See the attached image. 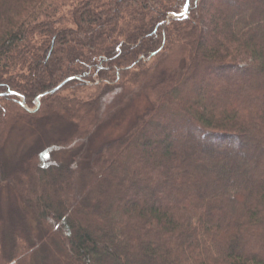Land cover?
<instances>
[{"label":"trees","instance_id":"obj_1","mask_svg":"<svg viewBox=\"0 0 264 264\" xmlns=\"http://www.w3.org/2000/svg\"><path fill=\"white\" fill-rule=\"evenodd\" d=\"M210 1L0 0V194L26 212L0 216V264H264V0ZM22 115L71 124L68 162L6 168Z\"/></svg>","mask_w":264,"mask_h":264},{"label":"rangeland","instance_id":"obj_2","mask_svg":"<svg viewBox=\"0 0 264 264\" xmlns=\"http://www.w3.org/2000/svg\"><path fill=\"white\" fill-rule=\"evenodd\" d=\"M218 9L219 6L216 2L211 0L204 8V14L215 16ZM206 40L210 41V44H213V35L207 34ZM21 100L23 101V98H21ZM222 102H224V99ZM147 107L148 100L144 96H141L133 101L126 109L120 110L119 114L116 115L115 119L110 124L103 126L97 134H95L92 138L93 145H95V147H100L104 142L122 136L135 118L144 114ZM26 108H28L31 113L36 109L29 108L27 104ZM29 124L30 120L28 115H22L19 122L8 134V139L4 148V161L6 168L10 171L27 168L26 157L31 151L38 152L39 155L43 154L44 160L47 163L55 162L58 164H65L68 162L70 156L77 150L76 139L72 133L73 129L68 121L62 118H53L41 128H33ZM55 142L59 143L55 144ZM2 185V194H0V216L3 217L5 223L8 225L13 212L18 210L24 215H26V212L24 205L19 200L18 194L5 184ZM25 219V222L29 223L30 229L35 227L36 220H34L32 213L27 214V218ZM35 229H33V231H36ZM56 263L57 260L51 264Z\"/></svg>","mask_w":264,"mask_h":264},{"label":"water","instance_id":"obj_3","mask_svg":"<svg viewBox=\"0 0 264 264\" xmlns=\"http://www.w3.org/2000/svg\"><path fill=\"white\" fill-rule=\"evenodd\" d=\"M186 11H187V8H186L185 12H186ZM185 12H184V13H185ZM180 16H181V15H180ZM180 16H175L174 18L176 19V18H178V17H180ZM65 83H66V82H65ZM65 83L59 85L57 88H55V89H53V90H51V91H49V92L43 94V95L38 99L37 103L39 104V101H40L41 98L46 97V96H48V95H52V94L56 93L57 91H59ZM38 104H37V105H38ZM21 105H22V107H24L26 110H28V108H26V103H25L24 98H23V101H22ZM28 111H30V110H28Z\"/></svg>","mask_w":264,"mask_h":264},{"label":"bare ground","instance_id":"obj_4","mask_svg":"<svg viewBox=\"0 0 264 264\" xmlns=\"http://www.w3.org/2000/svg\"><path fill=\"white\" fill-rule=\"evenodd\" d=\"M22 98V97H21Z\"/></svg>","mask_w":264,"mask_h":264}]
</instances>
